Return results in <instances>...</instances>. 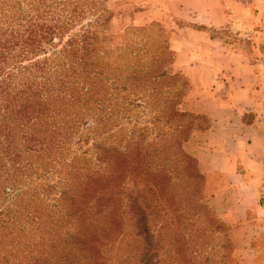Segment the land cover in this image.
<instances>
[{"label": "trees", "instance_id": "1", "mask_svg": "<svg viewBox=\"0 0 264 264\" xmlns=\"http://www.w3.org/2000/svg\"><path fill=\"white\" fill-rule=\"evenodd\" d=\"M87 1L0 0V264H98L114 244L139 239L147 250L126 255L141 254L152 264L154 232L193 226L207 209L203 184L182 181L169 163L172 155L196 163L183 149L188 134L179 129L174 144L159 136L144 143L145 132L124 135L118 121L114 143L111 135L94 142L95 166L87 152L66 162L73 138L91 118L105 128L122 112H106L109 88L127 90L134 82L155 90L170 79L165 69L122 76L121 65L115 71L106 65L96 47L104 39L96 27L105 13ZM180 102L167 99L168 122L193 115ZM140 104L135 98L133 105ZM57 164L64 188L58 197L57 184L29 182L30 170L45 177ZM192 177L204 182L196 164Z\"/></svg>", "mask_w": 264, "mask_h": 264}, {"label": "rangeland", "instance_id": "2", "mask_svg": "<svg viewBox=\"0 0 264 264\" xmlns=\"http://www.w3.org/2000/svg\"><path fill=\"white\" fill-rule=\"evenodd\" d=\"M178 1H87L88 5H94L99 9L98 13H105L103 18H99L96 27V29L99 28V32L102 33L104 39L96 47L100 48L98 53L105 57L106 65H111L113 71L121 65V69L126 72L122 76L130 74L135 69L152 71L165 69L170 79L163 78L160 81L162 85L155 88V90H153L151 84L142 88H135L134 82L130 83L127 90L109 88L108 93L111 95L108 94L109 96H107L109 105H107L106 112L117 109L122 112L119 114L114 113L105 128L102 124H98L97 120L91 118L88 121L89 125L84 126L81 132L73 138L74 144L66 160L67 163L74 156L87 152L84 154L85 158L89 159L92 166H95L94 142L111 135L108 143H114L112 142L116 138L114 133L119 129L114 125L119 123L118 121L124 125V135L134 132V135L138 136L143 131L146 135L144 143H148L159 136L163 139L166 138V140L171 139L170 143L173 142V144L175 139L180 138V134L175 129L183 131L182 135L186 136L189 134L191 126H202L205 123L203 117H195L194 115H186L178 121H167V99L173 98L175 101L180 102L184 93L186 95L190 90L188 77L180 69L181 65L186 64L184 61H188L187 54L191 55L196 49H200L196 43V49H193V40L195 39L190 37V29L208 32L212 38H217L220 41L218 48H223L225 52L245 49L250 52V57L255 62H258V59H264V42L257 40L262 25L260 23L255 24L254 21L248 23L246 12H241L242 17L247 19V22L241 24V26L240 23L236 25V21L233 23V20H230L228 25L220 28L206 27L177 16L178 8L176 9V4ZM225 1L235 7L233 12L231 8L228 10L231 14H236V3L246 7L253 3V0ZM83 2L84 0H81V3ZM91 18L94 19V17ZM177 49H180V53H182L179 58ZM122 65L124 66L122 67ZM137 97H141L140 106L133 105V101ZM115 103L124 105L119 108L114 105ZM108 116H110V113H108ZM82 132L81 141L78 142ZM120 136L117 135V139ZM173 162H175L174 168L178 170L182 181L186 180L187 183L189 181V184L192 186L195 184L196 188L199 185H204L203 180H194L192 177L195 174L196 163L191 160L186 162L175 160L172 155L169 163L172 164ZM61 167V164H57L56 168H52L54 172L45 177H38L36 169H32L30 172L33 176L29 179V182L38 187L48 183L57 184L56 192L53 195L58 197L64 188L58 184L62 182V173L55 170H60ZM39 191L43 192L41 189ZM53 195L48 198L43 197L42 201L47 203ZM50 202L53 203L54 200L52 199ZM206 208L204 213H199L194 218V221L196 219L197 222L193 226L178 227L177 229L169 226V231L162 229L159 232H154L157 240L151 253L152 264H235L236 259L233 256L234 249L229 227L218 220L212 209L207 206ZM138 250L141 252L147 250L146 243L142 239H139L136 245H118L116 243L105 250V252L108 251V258L98 259L97 261L98 264H145L141 254H137L134 258H130V254L126 255L127 252H138ZM1 254L0 252V256ZM29 262L25 261L23 264ZM18 263H20L19 260L11 259V264ZM29 264H32V261Z\"/></svg>", "mask_w": 264, "mask_h": 264}, {"label": "crops", "instance_id": "3", "mask_svg": "<svg viewBox=\"0 0 264 264\" xmlns=\"http://www.w3.org/2000/svg\"><path fill=\"white\" fill-rule=\"evenodd\" d=\"M230 8L225 0H179L176 15L220 28L245 24L244 11L248 23L262 25L257 40L264 42V0L236 3V14ZM189 33L200 49L180 67L190 90L179 108L205 123L190 129L183 149L204 178V204L229 227L235 264H264V59L255 62L245 49L225 52L208 32Z\"/></svg>", "mask_w": 264, "mask_h": 264}, {"label": "built area", "instance_id": "4", "mask_svg": "<svg viewBox=\"0 0 264 264\" xmlns=\"http://www.w3.org/2000/svg\"><path fill=\"white\" fill-rule=\"evenodd\" d=\"M239 1H243V0H239Z\"/></svg>", "mask_w": 264, "mask_h": 264}]
</instances>
